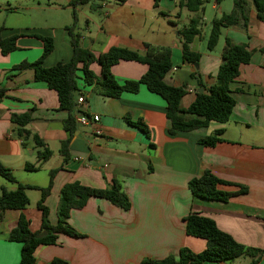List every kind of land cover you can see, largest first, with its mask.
<instances>
[{"label": "crops", "instance_id": "crops-1", "mask_svg": "<svg viewBox=\"0 0 264 264\" xmlns=\"http://www.w3.org/2000/svg\"><path fill=\"white\" fill-rule=\"evenodd\" d=\"M70 1L36 0L34 5L32 0H0L2 38L20 36L16 50L6 55L0 52V86L6 89L0 100V165L11 171L17 183L39 188H45L50 171L59 168L44 202L51 224L57 223L60 191L72 182L104 189L116 180L122 185L130 208L123 210L103 198H89L82 209L72 210L68 218V224L81 236L60 234L56 244L40 246L35 252L36 264H50L54 259L66 264H140L169 255L177 257L183 247L200 253L206 241L188 236L185 230V218L192 211L211 218L219 230L239 244L264 250V22L258 20L252 1L242 0L247 26L240 21L222 28L212 51L207 49L211 27L204 32L202 24L206 19L197 15L206 12L205 6L202 12L190 13L179 10L177 0H94V9L90 4L73 8L68 6ZM213 1L211 8L217 13L210 24L225 13ZM73 12L81 46L95 56L111 48L143 54V43L170 49L172 69L164 81L187 89L180 102L182 109L192 104L199 90L203 92L214 84L225 40L245 45L251 59L240 65L238 77L230 84L235 104L229 120L170 135L166 103L145 85H140L136 93L104 98L98 95L95 85H86L82 80L72 111L59 110L56 92L43 82L33 81L32 70L17 72L12 68L41 56L42 43L33 35L49 37L53 42L43 67L68 61L72 48L66 27L72 24ZM193 17L200 19V33L190 44V50L200 54L197 66L183 61L178 35ZM89 69L100 77L97 63ZM146 71V65L133 61H120L111 68L119 84L137 81ZM81 95L85 99L82 105L77 103ZM25 112L32 116L25 128L52 152L36 171H27L24 166L37 162L38 148L30 138L23 147L10 120L11 114ZM82 114L96 115L99 120L83 125L79 122ZM69 115L75 120L71 134L63 128ZM139 120L146 125L149 138L131 125ZM216 130H222L218 143L213 147L200 144L201 139ZM67 139V160L63 161L60 144ZM205 171L245 187L246 193L226 202L194 197L189 181ZM2 188L13 191L17 184L0 176V193ZM219 189L236 192L239 187ZM26 195L29 203L24 210L0 212V264H18L20 260L21 245L8 237L21 213L29 220L32 231L40 229L41 212L36 206L40 191L28 189ZM250 261L242 256L229 262L204 264ZM256 264H264V256Z\"/></svg>", "mask_w": 264, "mask_h": 264}, {"label": "trees", "instance_id": "trees-1", "mask_svg": "<svg viewBox=\"0 0 264 264\" xmlns=\"http://www.w3.org/2000/svg\"><path fill=\"white\" fill-rule=\"evenodd\" d=\"M94 0H72L68 6L76 8L92 4ZM121 1V0H119ZM223 0H215L220 4ZM256 16L259 21L264 22V0H251ZM206 0H177L179 10L185 9L190 13L203 11ZM234 9L230 13H222L220 17L214 18L211 22V29L207 39V49L212 51L218 43L221 29L237 25L243 21L247 26L246 15L244 14L242 0H233ZM198 17L189 20L186 27L178 31L181 38L182 59L184 62L198 64L200 54L190 50V44L199 35ZM70 38L72 54L68 61L57 63L55 66L45 68L42 66L44 59L52 52L53 42L49 37L33 35L42 43L41 56L34 62H22L12 69L14 71L32 70L33 81L43 82L47 87L56 92L59 110L71 112L75 107V95L79 92L78 83L82 80L86 85H95L97 93L104 98H118L123 93H136L140 85L159 95L166 103V117L169 122L168 134L174 135L177 132H191L207 127L211 122L225 123L229 120L235 101L230 95V84L238 77L240 65L249 63L251 52L245 45L233 44L229 39L225 40L222 62L218 68L216 79L213 85L205 88L203 92L196 93L195 99L187 109L180 107L181 99L187 94L185 87H173L165 83L164 78L172 69L171 51L168 48L155 47L147 43L141 45L143 54L125 48H111L102 55L95 56L84 49L80 43V33L77 29V16L72 13V24L66 27ZM0 28V52L6 55L17 49L19 35L9 38H2ZM120 61H133L146 65L147 71L137 81H126L123 84L117 83L111 68ZM92 63L100 66V77H96L89 69ZM194 78L197 75H193ZM198 78V77H197ZM6 95V89L0 86V100ZM11 123L16 126L17 136L22 139V146L26 147V141L30 138L37 151V162L26 163L24 168L27 171H36L42 163L49 159L52 152L46 148L45 143L36 134H32L25 127L31 123L30 112L11 114ZM146 138L149 132L141 120L131 123ZM63 128L71 134L75 129V120L69 115L63 121ZM222 130H216L211 135L200 140V144L213 147L220 141ZM69 140L60 144V154L63 161L67 160L65 152ZM59 169V168H58ZM54 169L49 173V183L45 188L26 186L16 182L10 170L0 165V176L9 183L17 184V188L9 191L1 189L0 212L6 210L22 211L29 203L26 190L33 189L40 191V199L37 202V209L41 212V224L38 231L30 229L29 220L24 214H20L16 226L9 233V241L21 245L20 260L18 264H36L35 252L40 246L56 244L60 234L69 237H80L69 224L70 212L74 209H82L89 198H103L115 206L128 210L130 201L123 191L120 182L114 180L104 189H96L84 186L79 182H72L64 185L60 191L57 205V223L51 224L48 218V208L44 202L52 187L54 175L58 171ZM219 186H237L236 192H225ZM188 188L194 197L226 202L231 197L246 193L243 186L233 184L219 179L209 171L189 181ZM186 234L191 237L200 238L206 241L205 249L200 253H193L190 249L183 247L179 250L177 257L169 255L161 260H144L140 264H204L205 262H229L242 256L250 258V264H256L264 250L246 247L236 242L230 235L219 230L214 221L196 212H190L185 218ZM50 264H66L54 259Z\"/></svg>", "mask_w": 264, "mask_h": 264}, {"label": "rangeland", "instance_id": "rangeland-1", "mask_svg": "<svg viewBox=\"0 0 264 264\" xmlns=\"http://www.w3.org/2000/svg\"><path fill=\"white\" fill-rule=\"evenodd\" d=\"M32 1H34L33 4L36 5V0H32ZM38 1H40V3H43L45 0H38ZM213 2H214L213 0H208L204 4L206 12L203 15L201 13L197 14L201 19L202 18L206 19L205 21H203V24H202V28H203L204 32H207V30L210 29V27H211L210 21L213 17H215V14L217 13V11L215 9L211 8ZM219 7L222 9L223 12L229 13V11H231V9L233 7V0H223L220 3ZM187 25H188V23L186 22L185 26H187ZM204 25H206V27H204Z\"/></svg>", "mask_w": 264, "mask_h": 264}, {"label": "built area", "instance_id": "built-area-1", "mask_svg": "<svg viewBox=\"0 0 264 264\" xmlns=\"http://www.w3.org/2000/svg\"><path fill=\"white\" fill-rule=\"evenodd\" d=\"M77 103L81 105L85 103V99L82 95L78 97ZM98 120H99V117L96 115L87 116L86 114H82L79 117V122L83 125H89L91 123L97 122Z\"/></svg>", "mask_w": 264, "mask_h": 264}, {"label": "water", "instance_id": "water-1", "mask_svg": "<svg viewBox=\"0 0 264 264\" xmlns=\"http://www.w3.org/2000/svg\"><path fill=\"white\" fill-rule=\"evenodd\" d=\"M195 66H197V64H195ZM198 92H199V93H201V92H202V90H199Z\"/></svg>", "mask_w": 264, "mask_h": 264}]
</instances>
